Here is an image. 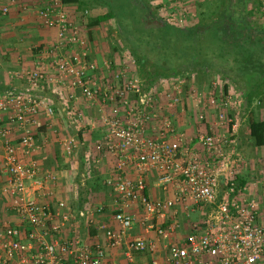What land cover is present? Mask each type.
<instances>
[{"label":"built area","instance_id":"1","mask_svg":"<svg viewBox=\"0 0 264 264\" xmlns=\"http://www.w3.org/2000/svg\"><path fill=\"white\" fill-rule=\"evenodd\" d=\"M36 18L57 30L47 55L52 73L39 64L13 73L25 80L28 90L10 89L0 95L4 175L0 193L17 220L13 225L0 222V264H264V209L257 196L264 189V176L247 183L245 176H238L239 160H231L236 150L231 139L244 126L243 96L222 87L217 90L215 81L203 92L192 91L188 106L192 112L196 106L197 120L205 122L208 113L213 115L209 130L196 136L204 152L200 154L175 129L169 114L187 97L183 77L147 83L115 71L112 79L100 83L94 77L98 66L88 58L89 40L68 18L62 3L50 0L36 10ZM45 81L64 86L70 99L79 92L89 103L109 106V112L100 111L105 134L94 145L96 156L106 154L113 161L103 181L114 194L108 207L39 201L52 196L48 181L56 180L30 157L39 148L35 137L39 116L55 114L53 103L38 93ZM68 112L71 120H81L74 104ZM5 116L9 125L2 124ZM154 124L157 130L152 134L149 127ZM14 131L17 142L11 140ZM75 147L73 136L61 140L66 155ZM150 173L156 174L157 186L169 196L153 198L146 193ZM191 213H197L195 219ZM182 220L189 226L178 234ZM134 227L141 235L128 234ZM98 235L108 249L124 248L120 259L107 260L104 246L92 239ZM160 243L161 257L155 256ZM134 253L152 258L137 261Z\"/></svg>","mask_w":264,"mask_h":264},{"label":"crops","instance_id":"2","mask_svg":"<svg viewBox=\"0 0 264 264\" xmlns=\"http://www.w3.org/2000/svg\"><path fill=\"white\" fill-rule=\"evenodd\" d=\"M49 1L50 0H5L2 4L0 9V95L10 89L28 90L25 80L13 76V73H17L21 70H30L36 67L37 64H39L46 73H52V70L49 69L50 61L47 55L48 49L56 42L57 30L55 27L43 25L36 18V10ZM182 1L189 2L190 0ZM3 7H7L6 12H2ZM62 7L68 18L77 25L80 33L84 36H86L88 30L94 35L97 33V30L101 28L102 23L92 27L87 25L89 17L86 18L88 15L86 9L81 10V7L79 8L76 4H62ZM83 8L86 7L83 6ZM84 11H86V14ZM90 11L92 12H90L92 18L104 13L96 7ZM94 45V49L89 45L90 49L88 53V58L98 66V70L94 73V77L100 83H106L112 79L114 74L113 72L115 70H109V67L110 64L115 61V58L113 61H108L104 58L106 51H99L96 39ZM102 45L105 46V42H103ZM64 51L66 53L69 52L66 48ZM127 75L134 76L136 73H127ZM190 88L191 90L188 92H186V88L184 89V94L187 97L180 106L173 108L169 114L174 122L175 129L178 132H183L187 138V143L197 148L200 154L204 155V152L197 143L196 136L198 133L209 130V120L213 118V115L212 113H208L205 122H199L197 120L196 112H194L196 106L193 112L189 110L188 106L193 102L192 98H190V94L192 95L194 88ZM217 90H219L218 87ZM38 93L45 97L48 102L53 103L55 114L50 118L43 117L42 114L39 116L41 126L37 129L35 134L39 148L33 152L30 157L36 161L42 172H49L56 176L54 182L48 181L51 187L50 190L53 193L52 196L41 197L39 201L54 205L56 201L63 200L70 206H94L102 204L108 207L112 203L114 194L110 188L103 184V181L110 175L113 161L106 154L96 156L94 145L96 142L102 140L105 134L104 128L99 123L100 111L109 112V106L89 103L79 92H76V99H70L68 98L70 93L68 89L64 86L52 85L46 81L43 83ZM73 104L75 111L81 114V120L79 121L71 120V116L68 112ZM2 124L9 125L6 116L3 118ZM154 126L155 124L149 127L152 134L156 133L157 130ZM14 132L12 133L11 140L17 142L18 134L17 131ZM70 136L75 138L76 147L71 154L66 155L61 148V140ZM189 139H191V141H189ZM243 139L242 130L231 139L236 146L235 154H239L237 155L239 163L241 160L245 161L239 152V147L242 146L245 140ZM249 172L250 177H246L245 179L247 183L255 179L256 175L262 177L258 171L255 172L251 169ZM3 181L4 175L0 172V186ZM146 185V193L153 198L169 196L168 193H164V191L157 186L155 173L147 175ZM258 191L264 192V189H259ZM190 218L195 219L191 216ZM3 220L12 225L17 224V220L9 208L8 201L5 202V199L0 194V222ZM181 224V230L178 234H184L189 226V221L182 220ZM80 229L84 233V229H82V227H80ZM128 234L130 236H139L141 235V230L138 227H134ZM148 238H153V236L148 235ZM92 239L104 246L106 252L109 254L107 258L109 262L110 259H120L122 256V251H124L123 247L119 250H111L106 247L105 239L102 236H94ZM160 245L159 254L157 253L155 256H162V243H160ZM133 258L137 261L149 262L152 255L148 253H134Z\"/></svg>","mask_w":264,"mask_h":264},{"label":"trees","instance_id":"3","mask_svg":"<svg viewBox=\"0 0 264 264\" xmlns=\"http://www.w3.org/2000/svg\"><path fill=\"white\" fill-rule=\"evenodd\" d=\"M59 2L76 4L81 10L86 9L83 6H90L87 0ZM130 3L140 9L137 21L143 27L158 31L152 42L146 34V45L142 46L141 42L133 44L129 38L132 36L122 33L120 23L117 25L118 21L113 20L114 14L110 10L91 18L87 25L92 27L113 20L118 43L127 50L137 73L145 82L150 83L160 78L175 79L186 71L215 73L224 81V92L229 88L227 82L244 91L240 73L255 74L252 76L254 81H258L261 73H264V50L260 47L253 49L257 44H264V26L259 25L264 0H204L193 9L196 17L189 24L160 19L156 9L146 0H130ZM247 3L250 4L249 7L246 6ZM157 7L161 8L160 5ZM206 32L210 34H207L206 43L202 45L200 41L204 39ZM86 36L88 40L92 39L89 30ZM254 85L250 86L249 92H243L246 107L254 99H257L258 104L264 101L257 95L258 90ZM247 123L248 135L253 144L264 146V118L249 117Z\"/></svg>","mask_w":264,"mask_h":264},{"label":"rangeland","instance_id":"4","mask_svg":"<svg viewBox=\"0 0 264 264\" xmlns=\"http://www.w3.org/2000/svg\"><path fill=\"white\" fill-rule=\"evenodd\" d=\"M5 0H0V9L2 4ZM151 3L154 9H156L157 17L164 20H177L180 24H189L192 23L193 20L196 17V12L193 10L196 8V5L198 3H203L201 0H190L189 2H184L182 0H146ZM87 2L90 4L89 7H86V10L88 11V15L86 18L89 20L92 18L91 11L94 7L98 8L99 10L103 11L104 13L108 10L112 11L114 14V21H118L120 23V28L122 30V33L127 36L130 34L132 37L130 38V41L134 44L137 42H141V45H146V34L149 35L151 42L154 38H156L157 35L155 33H158V31L154 30L151 27L142 26L141 23L137 21L138 14L140 13V9L130 3V0H87ZM99 3V4H97ZM161 6V8H158L157 6ZM247 7L250 6L249 3L246 4ZM91 12V13H90ZM141 14V13H140ZM139 17V16H138ZM259 25L264 26V7H262V13L259 14ZM258 19V18H254ZM106 21L102 23L101 28L97 30L96 34H91L92 39L89 40V45L95 48L94 42L95 39L97 40V47L99 51H106L104 54V58H106L108 61L115 58V61L110 64L109 70H115V71H124L125 73H137L135 63L133 59H131L128 55L127 50L118 43V37L116 35L115 31V24L114 21ZM167 32V30H166ZM165 32V33H166ZM207 34H210V32H206V37L204 36V39H202L201 44L206 43ZM97 36V37H96ZM94 40V42H93ZM105 42V46L102 45V43ZM261 48L264 50V44H257L253 49ZM182 48V47H181ZM205 49V48H204ZM251 49V50H253ZM202 56V55H201ZM212 58V57H211ZM214 58V57H213ZM173 68H176L175 65H172ZM114 71V72H115ZM242 74L240 73L239 78L241 81V84L243 85V90L241 91L239 88H237L233 83L227 82L229 85L228 90L232 91V93H239L243 95V92H249L250 86L254 85L255 88L258 90L256 93L257 95L264 100V73H261V78L258 81H254L252 79V76L255 74L250 73ZM135 76H139L137 73ZM180 77H183L185 79V88L186 92L190 91L191 88H194V91L196 92H203V89H205L206 85L208 86L210 82L215 81L219 86L218 88L221 89L222 83L224 82L219 75L215 73H193L190 71H186L183 73ZM222 80V81H219ZM261 82V83H260ZM192 88V89H193ZM241 117H244V126L240 129L243 132V139L244 143L242 146L239 147L240 149V155L244 158L243 163L236 162V168L238 172V176L245 175V177H250L251 169L255 172L258 171L260 175L264 176V146L258 147L255 146L251 140V138L248 135L247 130V122L249 117H255V118H264V101H261L258 104L257 99H254L249 106H244L241 108ZM250 138V140H249ZM249 141V142H248ZM235 150L231 154V160H236L237 155L235 154ZM245 173V174H244ZM261 177L259 175H256L255 179L261 180ZM257 196L259 200V205L262 209H264V192L257 191ZM1 194V193H0ZM3 198L6 201V198L3 194H1ZM4 211V210H3ZM2 211V212H3ZM197 213H191L192 218H196Z\"/></svg>","mask_w":264,"mask_h":264}]
</instances>
